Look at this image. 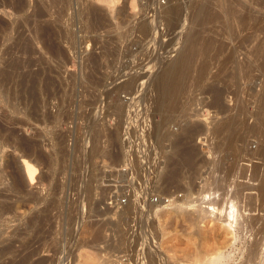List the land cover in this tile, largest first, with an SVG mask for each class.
<instances>
[{
    "label": "rangeland",
    "instance_id": "1",
    "mask_svg": "<svg viewBox=\"0 0 264 264\" xmlns=\"http://www.w3.org/2000/svg\"><path fill=\"white\" fill-rule=\"evenodd\" d=\"M263 120L264 0H0V264H264L255 212L226 228L187 203L206 183L229 205Z\"/></svg>",
    "mask_w": 264,
    "mask_h": 264
},
{
    "label": "bare ground",
    "instance_id": "2",
    "mask_svg": "<svg viewBox=\"0 0 264 264\" xmlns=\"http://www.w3.org/2000/svg\"><path fill=\"white\" fill-rule=\"evenodd\" d=\"M184 58V57H183ZM182 58V59H183ZM186 58H187V56H186ZM185 58V59H186ZM182 59H180L179 60V62H181V64H182ZM184 59V60H185ZM187 60H188V58H187ZM187 60H186V62H185V65L189 62H187ZM178 63V62H177ZM184 66V65H183ZM186 67V66H185ZM218 99H219V94H218V92L216 91V93L214 92V104L215 103H217V101H218ZM223 111V110H222ZM221 111V112H222ZM229 118V117H228ZM223 119V118H222ZM225 119V118H224ZM231 119V118H230ZM230 119H229V121H228V119H226V121L225 120H221L220 119V121H219V119H218V121H217V123H216V120L215 121H212L214 124H215V126L214 125H212L211 124V127L212 126H214L213 128H212V130L210 131V132H208V134H205L204 132V134L207 136V135H213L214 137L215 136H217L218 137V139H217V141H216V139L212 136V140L214 141V143L212 144V143H210V144H212V145H214V146H212V148H214V150H221V151H223V152H230V154L232 153V154H234V156L233 157H235V158H239V152H241V150H242V148H244V147H242V143H243V141H241V139L239 138L240 136H236V134L233 132V131H235V130H233L232 131V127L233 126H231V122H230ZM205 120V119H204ZM203 121V120H202ZM201 121V122H202ZM264 121V120H263ZM206 122V121H205ZM260 122H262L261 121V119H260ZM235 123V122H234ZM210 123H208V125H209ZM206 125H207V123H206ZM208 125H207V127H208ZM202 128H204V126L203 125H200ZM210 127V128H211ZM197 128H198V126H197ZM201 128V129H202ZM260 128V127H259ZM199 130H200V128H198ZM197 129V130H198ZM196 130V133H199V131H197ZM205 130V129H204ZM206 130H208V128H206ZM210 130V129H209ZM200 131H202V130H200ZM207 133V132H206ZM200 134H202L201 132H200ZM199 134V135H200ZM197 135V134H196ZM202 136H203V134H202ZM205 136V137H206ZM210 136H208L207 138L209 139V137ZM221 136V137H220ZM258 136H259V134H258ZM204 137V136H203ZM204 137V138H205ZM219 137H220V139H219ZM260 137V136H259ZM262 137H264V136H262ZM215 140H214V139ZM202 139V138H201ZM211 139V138H210ZM204 140V139H203ZM260 140V139H259ZM205 141H207L208 142V140H206L205 139ZM264 140H262V142H263ZM6 142H7V140H6ZM9 142V141H8ZM237 142H240V144L238 145L237 144ZM242 142V143H241ZM259 142V141H258ZM204 145V144H203ZM208 145V144H207ZM195 146H198V145H195ZM206 147V146H205ZM209 147H211V146H209ZM20 148V147H19ZM210 149V148H209ZM208 149V150H209ZM20 150V149H19ZM22 150V149H21ZM196 150V151H195ZM199 150V149H198ZM198 150H197V148H194L193 147V145L192 146H190V147H188V148H186V149H182V150H180L181 152L179 153L180 155L178 156L179 158L178 159H180L181 161H183V163L180 161V163H182L183 165H184V162H187L188 164H191L194 160V163L195 164H197L198 165V169H202V168H204L205 166H207L210 162L209 161H206L202 156H199L200 154V152L198 153ZM211 150V149H210ZM244 150V149H243ZM200 151V150H199ZM217 151V152H218ZM208 152H210V151H208ZM215 151H213L212 153H214ZM202 153H204V152H202ZM211 153V154H212ZM218 154V153H217ZM221 154V153H220ZM236 155V156H235ZM241 155V154H240ZM216 156V155H215ZM226 156V155H225ZM232 156V155H231ZM245 157H246V159H245V161H246V163L248 162L249 163V165L247 164V166L246 167H240L241 168V171H240V174H242L243 176V178H244V175L245 174H247V173H249V177H248V181H250L249 183H251V184H247V183H240V184H236L235 183V186L233 187V191H232V196H231V200H228V201H226V202H228V206L226 205V207H225V209L223 208L222 209V211L220 210V212L219 213H217L218 212V208H216L217 206H215V204H216V202L214 201V194H216V192L215 191H212L214 188H210V186L208 187V185H205L204 183V186H202V187H200L198 190H197V192H196V196H195V198L193 199V200H191V201H187V203H189V202H193V203H199V204H197V206L198 205H200V204H203V205H205L206 207H204L203 206V209H200L199 208V210H197V211H199V213H201V215H206V214H209L210 216L212 215V216H218V218H219V216H221L220 218H222L221 219V221L222 222H224L223 224L225 225V227L226 228H232V223L234 224V225H236L235 223L237 222L236 220H237V218H238V210L236 209L237 207L236 206H238L237 204H239V206H241L242 208H247L248 209V211L249 212H255L256 213V215L255 216H253V217H251L250 216V224H251V226H253V225H257V229H256V231H257V233L256 234H258V236H259V238H256L257 240L254 242V244H252L253 245V248L252 249H250V251L248 250L247 252H249V256L248 257H256L257 255V252L260 250L259 248H261V246H263V239H264V142L262 143V144H260L257 148H255V150H252V151H249L248 153H246V155H245ZM233 159V158H232ZM243 159V158H242ZM216 160V159H215ZM223 160V159H222ZM236 160V159H235ZM219 161V160H218ZM233 161V160H232ZM191 162V163H190ZM217 163V162H216ZM193 164V163H192ZM207 164V165H206ZM214 164V163H213ZM23 165H24V168H25V173H26V179L28 180V182L29 183H32V181H33V179H34V169H33V167H31L25 160L23 161ZM233 165H235V163L234 164H232V166ZM209 166V165H208ZM207 166V167H208ZM217 166V165H216ZM221 166V165H220ZM226 166V165H225ZM183 167V166H182ZM191 167V166H190ZM195 167V166H194ZM193 167V168H194ZM217 167H219V166H217ZM224 167V166H223ZM231 167V166H230ZM221 168V167H220ZM227 168V167H226ZM229 168V167H228ZM233 168H234V166H233ZM237 168H239V167H237ZM205 169V168H204ZM230 170V169H229ZM228 170V171H229ZM232 170H234V169H232ZM199 171V170H198ZM201 171V170H200ZM214 171V170H213ZM218 171V170H217ZM216 171V172H217ZM221 171H222V169H221ZM224 171V170H223ZM227 171V173L229 174V173H231V171L230 172H228ZM237 171V170H236ZM235 171V172H236ZM219 172H220V170H219ZM238 172H239V170H238ZM247 172V173H246ZM197 173V171L195 172V174ZM199 173V172H198ZM224 173V172H223ZM226 173V172H225ZM171 174H173L174 175V173L172 172ZM183 174V173H182ZM194 174V175H195ZM219 174V173H218ZM21 174H19V176H20ZM192 175V174H191ZM201 175V174H200ZM213 175V174H212ZM184 176V175H183ZM193 176V175H192ZM191 176V177H192ZM199 176V175H198ZM216 176V175H215ZM225 176H226V174H225ZM22 177V176H21ZM21 177H19V178H21ZM190 177V178H191ZM195 177H196V175H195ZM194 177V178H195ZM204 177H205V175H204ZM207 177H208V175H207ZM239 177V176H238ZM247 177V176H246ZM193 178V177H192ZM197 178V177H196ZM200 178H201V176H200ZM209 178V177H208ZM212 178V177H211ZM225 178V177H224ZM223 178V179H224ZM17 179H18V177H17ZM198 179V178H197ZM205 179H207V178H205ZM220 179H222V177L220 178ZM219 179V180H220ZM230 179V178H229ZM193 180V179H192ZM209 180H211V179H209ZM20 181L21 180H19L18 179V181H16L15 183H14V189L16 190L17 188H19L20 187ZM196 181V180H195ZM214 181V180H213ZM212 181V182H213ZM222 181V180H221ZM221 181H219V182H221ZM230 181H231V179H230ZM233 181V180H232ZM245 181V180H244ZM247 181V182H248ZM21 182H24V181H21ZM188 182V181H187ZM203 182V181H202ZM205 182V181H204ZM211 182V181H210ZM216 182V181H215ZM198 183H200V182H198ZM197 183V184H198ZM189 184V183H188ZM193 184V183H192ZM213 184V183H212ZM218 184V183H217ZM222 184V183H221ZM231 184V183H230ZM229 184V185H230ZM186 185H187V183H186ZM201 185V184H200ZM216 185V184H215ZM188 186V185H187ZM199 186V185H198ZM197 186V187H198ZM181 187V186H180ZM191 187V186H190ZM189 187V188H190ZM182 188V187H181ZM185 188V187H184ZM191 189V188H190ZM217 189V188H216ZM215 190V189H214ZM219 190V189H218ZM222 190V189H221ZM16 191H18V190H16ZM192 191H193V189H192ZM230 191V190H229ZM248 192L247 194H243V192ZM187 192V191H186ZM195 192V191H194ZM215 192V193H214ZM183 193V192H182ZM229 193V192H228ZM191 195H193L192 193H190ZM221 194V193H220ZM225 194V193H224ZM231 194V193H230ZM230 196V195H229ZM187 196H185V198H186ZM216 197V196H215ZM228 197V196H227ZM220 198V197H219ZM187 199V198H186ZM185 199V200H186ZM222 199V198H221ZM229 199V198H228ZM188 200V199H187ZM218 200V199H217ZM220 200V199H219ZM219 201H217V203H218ZM223 202V201H222ZM184 203V202H183ZM131 204V203H130ZM191 206H187V207H191V208H193L194 206H196L195 204H194V206H193V204H190ZM217 205V204H216ZM185 206V205H184ZM193 206V207H192ZM238 206V207H239ZM179 207V206H178ZM180 207H181V205H180ZM222 206H220L219 208H221ZM224 207V206H223ZM184 208V207H183ZM182 208V209H183ZM196 208V207H195ZM179 209V208H178ZM181 209V210H182ZM197 209V208H196ZM246 209V210H247ZM138 210V209H137ZM187 212H188V210L187 209H185ZM194 210V209H193ZM242 211V210H241ZM182 212V211H181ZM196 214V213H195ZM194 214V215H195ZM250 214V213H249ZM186 215H188L187 213H186ZM192 215V214H191ZM240 215V214H239ZM181 216V215H180ZM196 216V215H195ZM195 216H194V218H195ZM199 216V215H198ZM241 216V215H240ZM183 217V216H182ZM181 217V218H182ZM199 218H202L203 219V216L202 217H199ZM198 218V219H199ZM206 218V217H205ZM204 218V219H205ZM215 218V217H214ZM241 218V217H240ZM245 218V217H244ZM248 218V217H247ZM193 219V218H192ZM183 220V219H182ZM197 220V219H196ZM200 220V219H199ZM219 220V219H218ZM184 221V220H183ZM185 222V221H184ZM191 222V221H190ZM221 222V223H222ZM249 222V221H248ZM195 223V222H194ZM200 223V222H199ZM196 224V223H195ZM198 224V223H197ZM248 224V223H247ZM192 226H193V222H192V224H191ZM224 225H223V227H224ZM224 227V228H225ZM196 228V227H195ZM231 230V229H230ZM250 230V229H249ZM255 231V232H256ZM233 233V232H232ZM185 234V233H184ZM194 236V235H193ZM182 237H184V236H182ZM185 238V237H184ZM234 238V237H233ZM233 240H235V239H233ZM134 243V242H133ZM136 244L135 245H138L137 244V242H135ZM132 246V245H131ZM185 246H187V245H185ZM133 248V247H132ZM136 248V247H135ZM185 249H186V247H185ZM216 249V248H215ZM216 251V250H215ZM218 252V251H217ZM216 252V253H217ZM198 253V252H197ZM194 254H196V252L194 251ZM209 254H213V256L212 257H209V258H203V255L201 254V256L200 255H198V259H196L197 257L196 256H194L193 255V257H194V259L192 258V257H189V259H191L192 258V260H194L193 261V263H195V259L196 260H198L197 262L198 263H200L203 259H204V261H206L205 263L206 264H221L222 263V261L225 259V258H223L221 255H215V253H212V251L209 253ZM208 254V255H209ZM219 254V253H218ZM207 255V254H206ZM210 255V256H211ZM215 255V256H214ZM256 255V256H255ZM185 256V255H184ZM192 256V255H191ZM200 256V257H199ZM196 257V258H195ZM247 257V258H248ZM187 258V257H186ZM185 258V259H186ZM199 258L201 259V261L199 260ZM203 258V259H202ZM183 259H184V257H183ZM182 259V260H183ZM184 259V260H185ZM188 259V260H189ZM249 259V258H248ZM251 260H253L252 258H250ZM255 259V258H254ZM187 260V259H186ZM191 260V261H192ZM251 260H249V261H251ZM190 261V260H189ZM200 261V262H199ZM187 261H185V263H186ZM196 262V263H197ZM248 262V261H247ZM253 262V261H252ZM188 263V262H187ZM193 263H190V264H193ZM197 263V264H198ZM184 264V263H183Z\"/></svg>",
    "mask_w": 264,
    "mask_h": 264
},
{
    "label": "built area",
    "instance_id": "3",
    "mask_svg": "<svg viewBox=\"0 0 264 264\" xmlns=\"http://www.w3.org/2000/svg\"><path fill=\"white\" fill-rule=\"evenodd\" d=\"M158 201L157 198H152L151 203L155 204ZM117 206H124L126 204V201L124 199L121 200H115ZM113 203L112 198H109L108 205H111Z\"/></svg>",
    "mask_w": 264,
    "mask_h": 264
}]
</instances>
